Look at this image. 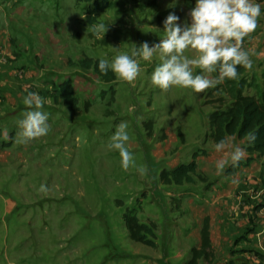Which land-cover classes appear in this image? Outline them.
I'll use <instances>...</instances> for the list:
<instances>
[{
  "label": "rangeland",
  "instance_id": "374dc122",
  "mask_svg": "<svg viewBox=\"0 0 264 264\" xmlns=\"http://www.w3.org/2000/svg\"><path fill=\"white\" fill-rule=\"evenodd\" d=\"M194 4L181 0L174 6L185 10L183 5ZM88 5L81 0H0V264H180L172 259L177 253L191 260L190 252L180 251L178 236L170 233L174 226L181 228V216L171 206L177 207L187 189L223 187L231 179L236 180L233 195L241 186L261 190L264 186L247 179L258 178L264 155L258 158L261 167L254 170L249 164L227 174L234 165L233 146L243 147L244 140L231 136L217 151L207 123L212 109L230 102L224 81L202 92L178 85L162 90L150 79L161 62L158 52L150 61L137 58L141 72L134 82L115 74L113 83H105L77 65L85 56L111 59L135 45L159 43L166 35L163 21L172 13L168 0H114L112 7L95 15L94 24L107 26L103 39L91 34L94 24L84 15ZM184 13L178 14L179 22ZM260 36L249 47L243 42L251 59L264 48ZM184 54L194 57L197 51L189 48ZM251 69L243 73L244 93L249 95L262 86L251 79ZM193 71L202 69L194 66ZM63 81L73 86L76 113L57 99L55 88ZM28 91L44 98L50 131L22 142L17 121L28 110L23 103ZM121 121L128 122L127 147L136 164L146 167L143 174L135 166L123 169L119 151L108 147ZM199 150L206 152L200 155L205 163H197L196 174L204 181L193 176L192 183L182 185L160 182L163 170L190 161ZM218 161L225 162L223 169L217 168ZM249 168L241 183L243 177L236 172ZM41 184L47 192L39 191ZM127 211L153 225L156 248L129 238L123 223ZM251 223L255 230L264 228ZM202 258L213 264L214 258ZM254 260L264 264L259 253Z\"/></svg>",
  "mask_w": 264,
  "mask_h": 264
},
{
  "label": "clouds",
  "instance_id": "9594fccd",
  "mask_svg": "<svg viewBox=\"0 0 264 264\" xmlns=\"http://www.w3.org/2000/svg\"><path fill=\"white\" fill-rule=\"evenodd\" d=\"M188 15L189 22H179L175 13L163 21L166 35L154 45L144 42L135 45L130 51L120 52L113 58H100L97 67L101 73L109 70L127 82H134L141 72L138 57L150 61L157 52L160 63L151 73V83L162 90L178 85L202 92L221 83L225 79H236L239 75L238 65L252 68L250 53L242 47L244 38L254 32L262 15L264 0H195ZM107 26L98 22L92 26L91 34L103 39ZM116 48V47H114ZM197 51V55H185L186 49ZM202 71L194 73L193 67ZM218 75L211 77L210 73ZM23 103L27 106L21 119L17 121L22 142L45 136L50 131L49 114L43 110L44 98L39 93L28 91ZM249 143L256 139L254 132L247 133ZM130 140L128 122L121 121L110 137L108 147L119 151L121 166L127 170L130 166L137 167L143 174L145 166L136 164L135 154L127 147ZM228 144L221 139L215 144L217 151H222ZM246 148L234 145L231 152L232 163L238 164L245 155ZM224 161L217 162V168L223 169ZM40 192H47L48 187L41 184Z\"/></svg>",
  "mask_w": 264,
  "mask_h": 264
},
{
  "label": "crops",
  "instance_id": "0c3cea01",
  "mask_svg": "<svg viewBox=\"0 0 264 264\" xmlns=\"http://www.w3.org/2000/svg\"><path fill=\"white\" fill-rule=\"evenodd\" d=\"M161 1L163 2V0ZM164 1L167 2V0ZM168 1L169 7L167 10L177 15L184 13L186 10L187 15L185 13L183 14L181 23H190L188 13L192 7L185 8V5H183L185 10H182L179 8V5L174 6L176 1L181 0ZM157 3H159V0H157ZM263 23L261 17L258 26H262L263 29H257L251 35L246 36L243 41L245 46L249 47L251 39L258 41L261 37L260 34L263 33L264 35ZM256 54L257 56L255 57ZM256 54H253L251 59L253 61L251 69L253 75H251V79H253L256 85H261L260 82L264 80V48ZM261 58L263 60H259ZM210 159L214 163V156ZM196 161L198 164H203L205 163V157L198 156ZM259 163L260 159H256V161L250 163V166L255 170L256 166H260ZM247 172H250V168L236 172L240 174L239 176L243 177L241 183L245 181L244 176ZM247 180L251 181L254 185L264 186V165H262L258 178H254V175H252L250 177L248 176ZM235 182V179H231L228 185L223 187L211 186L210 188H205L201 186V189L194 188L191 192L187 189L180 198V201L177 202V207L174 208L173 205L171 206L170 210H176L178 212L177 215L181 216L178 222L181 228L179 229L177 226H174L173 230L175 232L170 233L172 234V238L174 234L178 236L176 240L180 242L179 246L182 248L180 251L183 254L189 255V252L191 254L190 249L201 248L202 229L206 220L209 239V248L206 249V252L210 253L208 254L210 260L214 258L213 264H230L234 259L238 260L235 264H257L259 260H254V255L259 253L264 256V228L255 230L250 226L252 221L264 225V187L261 190L256 189L254 191V188L241 186L240 192H237V194L234 193L233 195L232 192H235L236 189ZM200 185L202 184L200 183ZM229 195L232 200H223V198ZM245 233V237L242 238ZM181 240L185 241V246L182 245ZM173 258H178V261L181 262L180 264H185V262L188 264L190 260L182 257L179 253L172 256ZM196 264H206L205 259L200 257L196 260Z\"/></svg>",
  "mask_w": 264,
  "mask_h": 264
},
{
  "label": "trees",
  "instance_id": "16d2710c",
  "mask_svg": "<svg viewBox=\"0 0 264 264\" xmlns=\"http://www.w3.org/2000/svg\"><path fill=\"white\" fill-rule=\"evenodd\" d=\"M81 1L89 4L84 12L89 25H93L96 22L95 15L97 13L109 9L113 6L114 2V0ZM98 60V58L93 59L85 56L78 61L77 65L85 70H91L101 81L113 83L115 81V73L111 70L106 74L101 73L97 67ZM237 67L239 72L238 77L236 79H225L223 84L225 92L229 94L230 102L223 107L218 106L212 109L207 118L209 135L214 144L221 139H228L231 136L244 140L243 147L246 148L247 157L227 169V174L231 175L237 168L245 167L264 155V80L260 89L256 86L254 94H245L244 88L247 84L243 78V73L246 67L241 65ZM55 91L57 92V99L62 102L68 111L71 113L79 111L78 100L74 95V89L71 84L65 81L60 82L56 86ZM249 132H254L256 135V139L252 143H249L247 139V133ZM5 145H9V143ZM205 154L204 150L196 151L192 153L190 161L181 163L171 169L163 170L159 176L160 182L164 185L192 183L194 181L193 176L198 178L196 174V159L198 156ZM198 179L204 181L205 178L201 177ZM123 223L132 241L146 247L156 248V235L153 225L141 222L131 211L124 213ZM208 248V224L205 220L202 229L201 249H191L192 257L188 264H196L197 259L210 254L206 252Z\"/></svg>",
  "mask_w": 264,
  "mask_h": 264
}]
</instances>
